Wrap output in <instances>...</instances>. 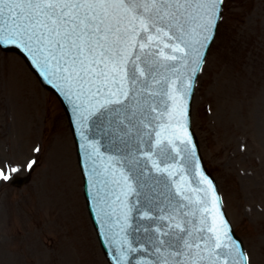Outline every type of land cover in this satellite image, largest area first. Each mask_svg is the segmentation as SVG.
I'll return each mask as SVG.
<instances>
[{"label": "snow or ice", "instance_id": "6c2138e0", "mask_svg": "<svg viewBox=\"0 0 264 264\" xmlns=\"http://www.w3.org/2000/svg\"><path fill=\"white\" fill-rule=\"evenodd\" d=\"M224 0H0V45L20 49L72 106L88 208L114 264H250L211 180L204 194L144 195L195 158L186 102L203 71ZM126 153L102 151L104 125ZM94 126L99 139L90 136ZM131 145V146H130ZM39 149H37L38 151ZM36 160L26 168L33 169ZM87 165L85 168L84 165ZM9 165L0 180L10 179ZM15 166L11 173L18 172ZM142 197L144 199L142 200ZM136 221H148L135 228ZM103 231L100 232L99 229ZM143 231V242L130 238Z\"/></svg>", "mask_w": 264, "mask_h": 264}, {"label": "rangeland", "instance_id": "374dc122", "mask_svg": "<svg viewBox=\"0 0 264 264\" xmlns=\"http://www.w3.org/2000/svg\"><path fill=\"white\" fill-rule=\"evenodd\" d=\"M20 68L43 93L41 103L31 110ZM209 86L213 90L210 101L206 99ZM205 102L211 111L222 114V120H217L212 128V116L204 115ZM191 115L199 152L218 185L234 232L241 239L250 264H261L264 249L257 245L254 252L252 245L254 237L264 232V0H224L222 19L198 77ZM56 136L70 143L79 180L78 205L97 251L108 264L80 190L82 179L73 138L59 101L39 83L18 54L0 50V168L7 163L10 178L23 176L29 171L27 163L37 161L25 186L16 188L10 180H0V264H52L55 245L63 249L65 240L78 238L68 215L62 216L59 208L48 211L38 206L37 183L51 159L49 148ZM222 155L231 156L226 166L220 162ZM234 162L239 163L244 174H233ZM12 166L19 171L11 173ZM250 178L256 192L248 204L254 203L255 212L262 215L259 220L254 213L253 217H246L245 201L241 193L237 196L240 185L246 192L252 188ZM67 255L71 260L72 252Z\"/></svg>", "mask_w": 264, "mask_h": 264}, {"label": "bare ground", "instance_id": "6f19581e", "mask_svg": "<svg viewBox=\"0 0 264 264\" xmlns=\"http://www.w3.org/2000/svg\"><path fill=\"white\" fill-rule=\"evenodd\" d=\"M21 73L23 74L24 85L27 91L26 102L29 105L28 109H34L35 104H40L43 96L42 91L36 86L35 82L30 79L28 75L20 68ZM39 89V90H37ZM212 87H208L206 91V99L210 101ZM214 104L212 105V108ZM37 116V112L35 111ZM204 115H211L209 117V128L214 127L216 121L222 120L221 112L211 111V106L207 102L204 104ZM214 141V139H213ZM52 145L49 148L51 159L41 172L40 179L37 183V201L38 206L43 210L47 209L52 211L54 208H59L62 216L68 215L71 220L70 222L74 224L78 234V238H71L65 240L63 243V249L55 245L54 257L52 259V264H106L103 258L100 256L99 252L95 247V242L92 237L91 230L86 223V219L81 213V208L78 205L79 196L77 193L79 180L76 173V168L74 167L71 146L69 141L65 138L56 136L55 139L51 142ZM216 145V143H214ZM235 154V152H234ZM231 157V156H230ZM230 157L222 155L221 164L226 166L229 162ZM218 157L216 156V159ZM46 159V155H45ZM44 159V160H45ZM241 168V167H240ZM239 163L234 162L233 171H231L235 176L238 173L244 174L245 171L240 170ZM247 171V170H246ZM249 192H246L242 185H240L237 190V196L239 193L242 194V200L245 201L244 214L247 216H252L253 213L256 219H262V215H257L256 210L252 205L248 204V201L251 202V199L255 196L256 186H253ZM243 181H241L242 183ZM238 182H236V185ZM249 211V212H245ZM241 213V212H240ZM243 217V214L241 213ZM248 219V218H247ZM256 225L257 222L255 221ZM256 235V230L253 228ZM253 243V251L255 252V247L259 245L264 249V232L257 234ZM67 252H72L73 256L70 260L68 258ZM50 255V253H48ZM261 264H264V258L261 261Z\"/></svg>", "mask_w": 264, "mask_h": 264}, {"label": "water", "instance_id": "95a60500", "mask_svg": "<svg viewBox=\"0 0 264 264\" xmlns=\"http://www.w3.org/2000/svg\"><path fill=\"white\" fill-rule=\"evenodd\" d=\"M2 49H3L4 51H9V50H18V51H19V49L15 48L14 46H2ZM196 152H197V151H196ZM27 180H28L27 178H26V179H16V180H14L13 184H16V185H18V186H21L22 184H24L25 182H27ZM89 212H90V210H89ZM90 216H91V220H92V222H93V225H94V227L96 228V226H95V224H94V219H93V217H92V215H91V212H90ZM97 235H98V238H99V241H100L101 247H102V249H103V252H104V254H105L107 260L109 261L110 264H114V262H112V261L110 260V257H111V254H112V251L106 249V247L103 245V243L101 242L100 236H99V234H98V231H97ZM231 235H232V237H233L234 239L238 240L237 237H236L233 233H231Z\"/></svg>", "mask_w": 264, "mask_h": 264}]
</instances>
